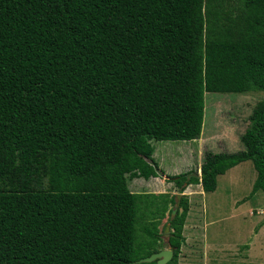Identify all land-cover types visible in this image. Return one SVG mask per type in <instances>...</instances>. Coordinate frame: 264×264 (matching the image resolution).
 Instances as JSON below:
<instances>
[{"label": "trees", "instance_id": "trees-1", "mask_svg": "<svg viewBox=\"0 0 264 264\" xmlns=\"http://www.w3.org/2000/svg\"><path fill=\"white\" fill-rule=\"evenodd\" d=\"M250 91L241 148L169 175L178 193L248 160L264 194V0H0V264H155L134 255L139 203L163 201L136 229L149 255L174 195L127 179L158 176L152 139L199 136L204 92Z\"/></svg>", "mask_w": 264, "mask_h": 264}, {"label": "rangeland", "instance_id": "rangeland-1", "mask_svg": "<svg viewBox=\"0 0 264 264\" xmlns=\"http://www.w3.org/2000/svg\"><path fill=\"white\" fill-rule=\"evenodd\" d=\"M262 97L260 91L204 92L199 136L193 140L152 139V158L158 176L147 180L140 177L127 179L129 191L177 194L176 187L167 177L189 171L192 172L188 175L197 173L198 176L206 152L240 149L239 136L251 110ZM254 177L255 170L246 160L218 175L212 192L202 191L199 184H188L178 193L186 196L187 210L176 264H264V194L256 191L248 196ZM139 204L133 245L137 259L147 255L145 240L139 236L142 232L140 230L137 235L136 229L146 220L149 223L160 215L163 201L155 198L147 208L143 202ZM165 205L156 229L160 234L157 243L162 248H169L166 239L171 228L167 217L176 205L174 202ZM166 225L168 228L164 231Z\"/></svg>", "mask_w": 264, "mask_h": 264}, {"label": "water", "instance_id": "water-1", "mask_svg": "<svg viewBox=\"0 0 264 264\" xmlns=\"http://www.w3.org/2000/svg\"><path fill=\"white\" fill-rule=\"evenodd\" d=\"M193 174V173H192ZM193 175H196L197 176V173L196 174H193ZM179 196L180 194H175L174 197H175V205L177 206L178 205V201H179ZM167 225L165 226L164 228V231L167 230ZM172 256V249L169 247V248H161L155 252H152L150 253L149 255L143 257V258H140V259H137L136 262H151V261H154L155 264H166L170 258Z\"/></svg>", "mask_w": 264, "mask_h": 264}]
</instances>
